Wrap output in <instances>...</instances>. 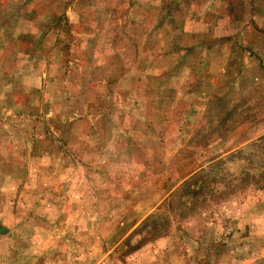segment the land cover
I'll return each instance as SVG.
<instances>
[{
  "label": "rangeland",
  "instance_id": "obj_1",
  "mask_svg": "<svg viewBox=\"0 0 264 264\" xmlns=\"http://www.w3.org/2000/svg\"><path fill=\"white\" fill-rule=\"evenodd\" d=\"M0 264H264V0H0Z\"/></svg>",
  "mask_w": 264,
  "mask_h": 264
}]
</instances>
